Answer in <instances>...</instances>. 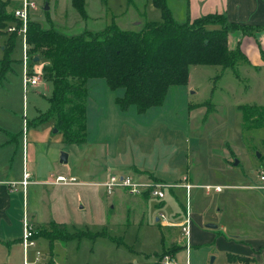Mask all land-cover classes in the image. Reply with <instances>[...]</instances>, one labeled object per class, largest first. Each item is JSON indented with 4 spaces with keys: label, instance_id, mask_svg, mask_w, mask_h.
Masks as SVG:
<instances>
[{
    "label": "rangeland",
    "instance_id": "374dc122",
    "mask_svg": "<svg viewBox=\"0 0 264 264\" xmlns=\"http://www.w3.org/2000/svg\"><path fill=\"white\" fill-rule=\"evenodd\" d=\"M32 2L37 5V11L31 14L29 22L66 36L97 33L112 24L124 31L137 32L146 21H161L160 12L154 7L152 0H85L86 19L74 9L71 0ZM167 4L174 18L182 22L183 0H167ZM19 5V0H0V6H4L0 10V16L14 18V11ZM45 6L48 7L46 11ZM215 20L222 22L219 18ZM12 26L18 27L16 20L0 27V104L9 105L19 121L23 118V126L20 125L19 130L23 131L25 142L29 146H36L35 151L30 149L26 152L29 167L34 155L44 165L51 156L61 151L60 155L64 153L68 158L65 168L73 169L74 175H79L76 176L77 182L94 183L98 177L109 172L138 180L139 176L133 171L104 172L105 159L117 154L119 157L115 156V159L123 161L137 154L135 147L138 149L141 140L128 131L129 126L136 132L147 134L149 126L159 125L149 137L150 144L154 141L155 145L156 141L163 140L165 167H175V177L191 175L199 185L236 186L225 188L222 193L214 190L206 193L204 189L194 188L190 191L188 200L184 189L173 188L165 192V206L161 213L165 220L176 225L165 229L164 244L166 247H181L174 259L158 258L162 252L158 229L161 225H154L155 215L158 214L154 208L155 200L134 196L125 199L113 196L106 198L103 189L97 187L99 193L90 196L85 206L84 203L79 204L78 211L83 207L81 213L73 214L70 218L68 216L67 234L53 239L28 220L37 237L36 248L28 250V262L31 264L38 252L39 261L35 264H244L229 259L238 253L235 252V247L227 248L226 244L233 237L240 241L244 237L241 225L245 208L243 199L247 201L251 195L240 186L257 182L260 170L264 168V130L245 129L242 115L245 108L264 107V67L249 70L237 64L232 69L223 70L219 66H193L186 84L189 88H169L163 104L142 114L144 119L141 122L136 123L127 118L124 115L127 113L122 114L126 118H120V115L111 111L108 100L103 105L106 108L100 110L103 111V117H109L106 125H99L98 133L89 129L87 143L68 145L64 143L60 133H53L54 127L50 126V122L36 127L35 124L28 125L48 109L47 100L52 88L43 76L44 61L28 48L29 71L38 73L43 78L37 86L28 88L27 93H23V40L16 32H8V28ZM207 28L213 27L209 25ZM246 33L250 32L247 30ZM36 58L39 62L33 63ZM87 90L90 108L91 103L95 105L96 100H93L102 95L103 91L106 97L112 92L101 78L90 79ZM141 147L147 150L145 144L142 143ZM40 151L41 154H36ZM125 151L127 155H124ZM82 176L88 178H81ZM174 181L175 179H165V182ZM114 199L117 201L112 204ZM187 212L190 213V224L192 222V236H189V240L181 225ZM260 214L261 209L253 213L255 217L252 219L254 225L251 233L255 236L262 235L258 218ZM207 224L215 225L217 229L205 231L209 234L206 236L208 239L203 240L201 246H191V241L194 243V238L198 236L197 232L204 231ZM86 229L93 233L105 229L108 238L97 237L92 240L80 237L77 230ZM210 234L215 237L220 234L227 241L218 246L217 241L211 240ZM237 243L240 246L243 244ZM238 255L243 257L241 253ZM22 261L21 246L10 249L7 246L0 247V264H22ZM252 262L254 264L253 260Z\"/></svg>",
    "mask_w": 264,
    "mask_h": 264
},
{
    "label": "trees",
    "instance_id": "16d2710c",
    "mask_svg": "<svg viewBox=\"0 0 264 264\" xmlns=\"http://www.w3.org/2000/svg\"><path fill=\"white\" fill-rule=\"evenodd\" d=\"M71 3L86 19L85 0H71ZM152 3L159 10L161 21H146L137 32L124 31L112 24L97 33L66 36L28 22L27 47L44 61L42 75L52 88L48 109L28 125L51 122L65 144L82 145L87 141V83L90 79H103L111 91L122 89L123 96L115 99L119 110L127 112L134 107L137 114L142 115L161 106L170 87L185 86L191 67L219 66L225 70L234 68L242 60L239 49L229 50L228 35L234 31L246 33L251 28L230 24L218 15L180 22L173 17L167 0H152ZM3 7L0 6V10ZM0 19L3 22L0 27L15 22L12 16L4 15ZM209 25L215 27L208 29ZM38 62L39 59L33 60V63ZM242 115L245 129L264 130V107L245 108ZM147 197L144 195V199ZM158 229L162 245L158 258L174 259L181 247H166L163 227L158 226ZM39 230L53 239L68 233L66 226L56 223L41 226ZM77 232L80 237L92 240L108 238L105 229L97 233L88 229ZM234 258L244 263L248 261L245 257H229Z\"/></svg>",
    "mask_w": 264,
    "mask_h": 264
},
{
    "label": "crops",
    "instance_id": "0c3cea01",
    "mask_svg": "<svg viewBox=\"0 0 264 264\" xmlns=\"http://www.w3.org/2000/svg\"><path fill=\"white\" fill-rule=\"evenodd\" d=\"M182 9L184 13L183 21L187 19L193 21L200 17L218 15L225 17L226 21L230 24L251 28L248 30L250 33L243 34L240 31L229 33L228 48L231 51L239 49L243 58L238 64H240L244 69L253 70L264 67V0H183ZM212 27L214 28L215 26ZM254 29L258 31H254ZM183 88L188 89L189 87L185 85ZM123 94L124 91L122 89H118L116 91H112L111 94L108 93V97H106L103 91L102 95H99V97L93 100H96V102L95 105L91 103V108L89 107L90 103L88 102L90 101V98L89 100L87 98V135L89 129L91 132L100 131L99 125H106L105 123L108 122L109 117H103V111H100L106 108L103 105L108 100L109 105L111 106V111L120 115V118H126L124 115H127V118L135 121L136 123L139 121L141 122L144 119L142 115L137 114L134 107H131L127 112L119 110L115 103V99L122 97ZM6 101L9 102V100H5V102ZM15 115L16 114L11 111V107L9 105L6 103L0 104V247L7 246L10 249L13 246H20L19 242L22 234V220L24 213L26 214V218L36 227L46 226L49 223L67 226L69 224V219H67L68 216L70 218L73 214H80L83 207H80V210L78 211L79 204L84 203L83 205L85 206V203L89 202L90 196H94L99 193L97 187L103 189V194L106 198L112 196L114 198L120 197L121 199L131 197V195L129 196V194L124 190H116L110 196L105 194L104 188L101 184H103L110 175H122L119 173H110L109 170H116V172L133 171L137 174V176H139V179L136 181H155L167 185L177 186L174 188L184 189L183 187H178L184 184L193 186H211L208 184H197L195 181L196 178L191 175H183L182 178L175 177L177 175V169L175 167H171L170 165L165 167V143L162 139H160V142L156 141L154 145V141L150 144L149 140V137L152 136V132L155 129H158L159 125L149 126L150 129L147 134L140 133L139 131L136 132L131 126H129V128H127L128 131L133 132L132 135L136 136L138 140H141L138 145V149L137 146L135 147L137 154L135 153L131 159H125L123 161H117L115 159V156L119 157L117 154H115L114 157H106V169H104V172L106 171L109 173L102 175V177H98V180L94 183L77 182L76 176L79 177V175L75 176L73 169L65 168L67 163L64 164L59 162V152L61 151L51 156L49 162H45L44 165L41 164V161L38 162L37 156L34 155L35 157L31 161L30 168L25 155L28 156L26 152L30 149H34L35 151L36 146H29V144L25 142L23 131L20 132L19 130L20 125L23 126V118L19 121ZM37 125L39 124H36L35 127ZM50 126L53 128V124L51 122ZM32 127L34 126L32 125ZM28 128L29 127H27V130ZM104 130H106L105 127ZM87 142L88 138L85 143ZM142 143L145 144L147 149L146 151L142 149ZM98 144L101 143L99 142ZM20 149L22 150L21 154ZM143 152H146V154ZM36 154H41V151ZM124 155H127L126 151ZM263 170L264 168H261L260 171L264 173ZM24 174L28 175V179L26 181L28 184L25 189H23V187L19 184L15 186L8 185V183L22 182ZM57 176H62L66 179H75V182L70 184H53ZM81 178H88V176H82ZM165 179H175V181L165 182ZM252 185L240 186L241 188L248 190V193H250L248 195H251V198H247V201L243 199L245 208L244 214L242 215L243 223L241 225L244 230L242 231L244 237L241 241L233 237L234 239L228 240L229 242L226 245L227 248L235 247V252L238 254L241 253V256H245V258L248 259L247 263L235 258L233 260H237L241 263L243 262L244 264H253L252 260L254 261V264H264V190L254 188L261 185L259 178L258 181ZM214 186L222 187V190L225 188L236 187L227 185ZM170 190L172 189L167 191ZM222 190L219 193H222ZM164 200L165 198L160 201L155 200L154 208L158 214L155 215L154 225H161L165 232L166 228L173 227L176 224H171V222H168L169 220H165V217L164 220H160L158 218V216L162 214L161 210L165 206ZM116 201L117 199H114L112 204H115ZM260 209L262 214H260L258 218L260 221V228H262V235L255 236V234L251 233V228L254 225L252 219L255 217L253 213L255 210L260 211ZM185 221L186 213L185 219L181 224L182 227ZM191 224L190 237L192 236ZM204 229V231L201 230V232H197L198 236L194 238V243L191 241V246H201L203 240L208 239L206 236L209 234L205 231L210 229H206L205 226ZM218 235V237H215L214 234H210L211 240L214 239V242L217 241L216 244H218V246L220 244H225L227 239L222 237L220 234ZM237 242L243 243L241 244L242 246H240ZM237 255L234 254L231 257Z\"/></svg>",
    "mask_w": 264,
    "mask_h": 264
},
{
    "label": "built area",
    "instance_id": "2783aa9c",
    "mask_svg": "<svg viewBox=\"0 0 264 264\" xmlns=\"http://www.w3.org/2000/svg\"><path fill=\"white\" fill-rule=\"evenodd\" d=\"M19 6L14 11V18L17 21L18 27L12 26L8 28L9 33H17L21 35V39L23 40V59H22V88L23 93H27L28 88L37 86L40 81L42 80V76L38 73L30 72L29 69V56H28V47L26 44V32H27V25L30 21L31 14L37 11V5L32 2V0H19ZM26 123V122H25ZM28 175L24 174L23 181L20 183H8L9 186H15L19 184L26 188L28 182ZM75 179H66L62 176H57L53 182V184H70L74 183ZM259 182L261 185L254 187L255 189L264 190V173H259ZM104 188L105 194L107 196L112 195L116 190H124L129 195L135 197H144L147 195L150 199L155 200H163L165 198V192L169 189H173L177 187L175 185H167L164 183L159 182H139L132 179L130 176L125 175H110L107 180L101 184ZM184 190H186V199L189 198V193L192 189L196 188L197 186L184 184L182 186ZM197 188L204 189L206 193L214 190L215 192L219 193L222 190V187L219 186H199ZM160 220H164V216L160 214L158 216ZM183 231L187 236V240H189L190 235V215L187 212L186 214V221L183 225ZM35 232L32 230V227L29 225V221L26 218V214L24 213L23 220H22V234L20 238V246L22 248V264H30L27 260L28 250L36 248V241H35ZM39 261V253H35L34 260L31 264H35Z\"/></svg>",
    "mask_w": 264,
    "mask_h": 264
},
{
    "label": "water",
    "instance_id": "95a60500",
    "mask_svg": "<svg viewBox=\"0 0 264 264\" xmlns=\"http://www.w3.org/2000/svg\"><path fill=\"white\" fill-rule=\"evenodd\" d=\"M47 9H48V7L45 6V7H44V10L46 11ZM37 61H38L37 58L34 59V62H37ZM53 133H57V130H56V129H53ZM59 162H60V163H64V164L67 163V155H65L64 153H62V154L60 155ZM205 228H206V229L214 230V229H217V226H215V225H211V224H207V225H205Z\"/></svg>",
    "mask_w": 264,
    "mask_h": 264
}]
</instances>
